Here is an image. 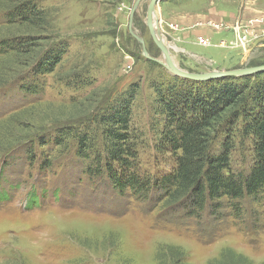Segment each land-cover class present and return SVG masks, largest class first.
<instances>
[{
	"label": "rangeland",
	"instance_id": "1",
	"mask_svg": "<svg viewBox=\"0 0 264 264\" xmlns=\"http://www.w3.org/2000/svg\"><path fill=\"white\" fill-rule=\"evenodd\" d=\"M23 1L0 0V79L8 77L0 87V158L8 143L36 133L52 136L62 123L86 118L95 101L107 96L113 106L127 98L135 160L146 172L158 170L152 148L159 117L155 88L178 76L156 61L164 58L146 23L150 0H140L133 14L136 0H32L41 14L27 23H7L5 14ZM154 11L169 55L182 70L264 65V0H161ZM130 30L143 39L150 58ZM18 38L27 41L19 49L25 56L1 53L4 39ZM55 40L68 50L47 75L43 93L27 98L10 80L25 73L28 63L40 62ZM251 146L248 139L236 141L233 172L248 170ZM74 154L69 147L55 151L54 165L60 167L40 175L19 157L7 160L0 174V192L8 197L0 200V264H158L159 256L169 260L170 248L184 254L186 264H215L223 251L264 264V191L260 202L242 203L239 219L227 210L187 219L163 200L107 190L85 175L83 160ZM163 155L167 163L171 156ZM31 187L41 192L38 203Z\"/></svg>",
	"mask_w": 264,
	"mask_h": 264
},
{
	"label": "trees",
	"instance_id": "2",
	"mask_svg": "<svg viewBox=\"0 0 264 264\" xmlns=\"http://www.w3.org/2000/svg\"><path fill=\"white\" fill-rule=\"evenodd\" d=\"M39 14L41 11L37 4L25 0L11 8L5 14V20L9 24H23ZM25 42L20 38L4 39L1 53L19 51L21 57L25 56L26 52L19 50L20 46L21 49L25 47ZM66 49L68 44L65 42L53 41L42 60L28 63L26 72L16 75L10 84L15 81L19 85L17 92L27 98L34 93L41 95V86L46 84L47 75L63 59ZM32 66L36 71L33 72ZM257 74L203 82L175 77L162 90L155 88L154 111L159 117L154 123L156 142L152 148L160 168L151 173L142 170L135 160L137 155L135 144L130 139L133 132L131 134L129 130L127 98L115 101L113 106V101H108L106 96L95 101V108L86 118L54 128L56 135L36 133L2 147L0 174L7 160L12 162L14 157L23 159L25 166H35L36 175L49 173L51 167L55 170L60 167L54 165L58 162L53 159V153L69 147L74 149L76 157L83 160L87 177L104 182L102 184L107 190L112 191L110 188H113L120 196L129 194L156 202L163 200L166 206L181 209L180 216L187 219L198 220L204 213L211 218L218 217L226 210L229 216L239 219L242 203L260 202L264 191V72H259L261 77ZM5 78L0 79V87L7 83L8 77ZM159 85L163 87L165 84ZM241 138L248 139L252 145L250 164L248 170L237 173L231 169V158L236 141ZM163 154L171 156L167 163ZM36 192L31 187L30 193ZM5 198L8 197L0 192V200ZM37 198L40 200L41 192L36 193L34 203H38ZM251 233L247 231V235L252 237ZM176 249H168V261L159 256L158 264H186L184 254ZM215 264L250 263L246 258H232L223 251Z\"/></svg>",
	"mask_w": 264,
	"mask_h": 264
},
{
	"label": "water",
	"instance_id": "3",
	"mask_svg": "<svg viewBox=\"0 0 264 264\" xmlns=\"http://www.w3.org/2000/svg\"><path fill=\"white\" fill-rule=\"evenodd\" d=\"M160 1L161 0H150L148 7H147L146 23L148 25L150 35H151L153 41L158 46V48L161 50L163 57H164L163 62H160L159 60H156V59L155 60L157 62L161 63L171 74L178 76L180 78L190 79L193 81H207V80L221 78V77H238V76L254 74V73L259 72V71H264V65L250 67V68H243V69L226 70V71L213 70V71H209L206 73H192V72H187L185 70L178 68L174 64V62L172 61V58L169 55V50H168L166 44L164 42H162L161 38H159L158 28H155V29L153 28L152 13L155 10L156 5ZM139 2H140V0H136L131 14H133V12L136 9ZM130 27L131 26H129V28ZM130 33L136 38V40L140 44H142L144 55L150 58V56L147 55L145 52L143 39L141 37L137 36L136 34H134L131 30H130Z\"/></svg>",
	"mask_w": 264,
	"mask_h": 264
},
{
	"label": "bare ground",
	"instance_id": "4",
	"mask_svg": "<svg viewBox=\"0 0 264 264\" xmlns=\"http://www.w3.org/2000/svg\"><path fill=\"white\" fill-rule=\"evenodd\" d=\"M154 13H155V11H153V13H152V24H153V28L155 29V28H158V26L156 25V20H155V15H154ZM158 34V33H157ZM159 38H161V36H160V33H159ZM164 39V38H163ZM163 39L161 38V40H162V42H164L163 41ZM165 43V42H164ZM166 46H167V44H166ZM167 48H168V46H167ZM164 58V57H163Z\"/></svg>",
	"mask_w": 264,
	"mask_h": 264
}]
</instances>
